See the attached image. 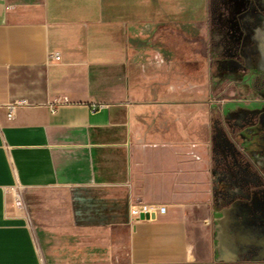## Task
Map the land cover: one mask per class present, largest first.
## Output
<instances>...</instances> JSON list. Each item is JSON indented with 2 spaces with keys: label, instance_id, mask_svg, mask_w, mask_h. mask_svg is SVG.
<instances>
[{
  "label": "crops",
  "instance_id": "0c3cea01",
  "mask_svg": "<svg viewBox=\"0 0 264 264\" xmlns=\"http://www.w3.org/2000/svg\"><path fill=\"white\" fill-rule=\"evenodd\" d=\"M202 2L0 0V264H264V191L244 187L264 177L262 145L238 139L255 170L242 180L218 175L213 147L217 120L240 131L264 115L234 110L264 103L259 13L239 47L255 99L214 115L200 83L184 101L161 72L179 65L167 36L195 39ZM137 200L167 212L133 223Z\"/></svg>",
  "mask_w": 264,
  "mask_h": 264
},
{
  "label": "rangeland",
  "instance_id": "374dc122",
  "mask_svg": "<svg viewBox=\"0 0 264 264\" xmlns=\"http://www.w3.org/2000/svg\"><path fill=\"white\" fill-rule=\"evenodd\" d=\"M209 1V2H208ZM264 0H204L202 6L198 8L197 16L195 19L198 21V30L195 33V39L198 44L196 52L203 56L199 63H191L184 67L187 74L194 75V78L204 80L199 84L200 89L204 94V99L208 97L213 98L215 101L214 115H222L220 107L222 100L227 99H255L253 93H248L245 88H240L243 85V80L246 72L239 69V65L243 64L241 59L239 47L242 43H248L246 35L248 31L254 30V25L250 24L255 12L259 14L256 16L257 21H262L260 25L264 29ZM208 3V5H207ZM184 19H187L186 13L183 14ZM184 25V27H186ZM191 26V25H190ZM186 31V30H185ZM185 33V32H184ZM183 33L180 35L169 34L167 36V45H176L180 48V53H189L190 44L195 42V39H189ZM197 34V35H196ZM248 37V36H247ZM187 57V56H185ZM214 61V69H213ZM174 71V70H170ZM182 68L179 65L177 69L169 76H165V80L174 83L178 80L181 85L179 88L183 93V100L189 101L194 84V78L186 77L181 74ZM228 71V72H227ZM212 76V77H211ZM208 78H211L210 87L207 88ZM196 90V88H195ZM209 90V91H207ZM250 90V89H249ZM253 92V91H250ZM235 93V94H234ZM238 106V104H235ZM239 106L242 107L241 104ZM264 103L253 104L250 107H235V111L239 113L249 114V112L263 111ZM244 126L239 129L232 124H228L222 119L216 121V133L213 139V147L216 159V169L218 168V175L223 176V172L234 177L236 180L251 176L254 169L248 162L251 158L250 154H243L239 149V141L243 144H254L256 139L257 143L262 145L261 156L264 159V115H247ZM250 125L256 126L259 131L256 134L247 132L246 137H240L241 131ZM234 129V130H233ZM230 130V135L228 131ZM244 134V132H243ZM239 139V141H238ZM229 143V144H228ZM254 155V153H252ZM248 162L247 168H239V163ZM262 178V176H261ZM245 190H262L264 191V177L262 181L255 185L244 183Z\"/></svg>",
  "mask_w": 264,
  "mask_h": 264
},
{
  "label": "trees",
  "instance_id": "16d2710c",
  "mask_svg": "<svg viewBox=\"0 0 264 264\" xmlns=\"http://www.w3.org/2000/svg\"><path fill=\"white\" fill-rule=\"evenodd\" d=\"M198 39H195V42L190 44V52L187 54L185 53H179V52H175L173 50V48H171V46H168L166 45V50L167 52H169L171 54V56L169 55L168 53V60L170 59V57H172L173 60H176L177 64H179L182 68V71H181V74L184 75V76H188V77H192L194 78V75H190V74H187L184 70V67H186L187 65L189 64H195V62L199 63L200 61H203L202 58L203 56L200 55L198 52H196V47L195 45L197 46V42ZM187 56V57H185ZM178 65V66H179ZM176 70L177 67L175 66H172L170 69H167L165 71H161L162 74H164L165 76L166 75H170L172 72L174 71H170V70ZM195 82H198V83H201L203 80H200L198 78H194L193 79ZM160 115H163V112H161ZM168 115H173L172 113H169ZM183 130L184 132H188V135H185L184 136V139H187L190 137V132H191V122H187V121H183ZM195 131H193L195 134H196V138H198L199 140H207L208 139V133H209V126L207 123H199L198 124V127L194 129Z\"/></svg>",
  "mask_w": 264,
  "mask_h": 264
},
{
  "label": "built area",
  "instance_id": "2783aa9c",
  "mask_svg": "<svg viewBox=\"0 0 264 264\" xmlns=\"http://www.w3.org/2000/svg\"><path fill=\"white\" fill-rule=\"evenodd\" d=\"M55 57H58L55 55ZM16 104L10 106L8 116L11 118L14 115ZM167 212V206L164 204L147 203L141 200L131 202L129 205V216L133 223L142 222L156 218L158 215H163Z\"/></svg>",
  "mask_w": 264,
  "mask_h": 264
}]
</instances>
